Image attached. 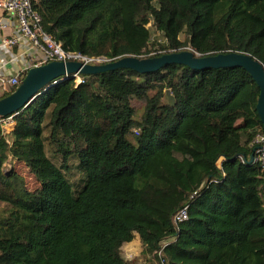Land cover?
Listing matches in <instances>:
<instances>
[{
  "label": "trees",
  "instance_id": "16d2710c",
  "mask_svg": "<svg viewBox=\"0 0 264 264\" xmlns=\"http://www.w3.org/2000/svg\"><path fill=\"white\" fill-rule=\"evenodd\" d=\"M32 7L42 31L81 57L190 48L248 54L264 68V0ZM79 77L20 110L0 139V264H133L120 252L135 236L160 264H264V171L249 164L263 128L247 72L172 64ZM14 164L28 170L32 190Z\"/></svg>",
  "mask_w": 264,
  "mask_h": 264
},
{
  "label": "water",
  "instance_id": "95a60500",
  "mask_svg": "<svg viewBox=\"0 0 264 264\" xmlns=\"http://www.w3.org/2000/svg\"><path fill=\"white\" fill-rule=\"evenodd\" d=\"M178 64L192 70L242 68L251 77L258 88L255 111L259 117L264 134V68L251 55L229 52L215 56H200L191 49L177 53H167L154 58L123 57L114 61L100 60L98 64L79 61L48 62L29 68L13 93L0 99V118L17 114L30 105L38 96L56 86L60 79L75 74L92 76L121 69L133 70L139 74L156 72L165 66ZM58 82V83H57ZM53 83H56L53 85ZM169 103L174 100L169 91L165 92ZM253 156L249 164L253 162Z\"/></svg>",
  "mask_w": 264,
  "mask_h": 264
},
{
  "label": "built area",
  "instance_id": "2783aa9c",
  "mask_svg": "<svg viewBox=\"0 0 264 264\" xmlns=\"http://www.w3.org/2000/svg\"><path fill=\"white\" fill-rule=\"evenodd\" d=\"M32 1L33 0H0V11L9 15L16 21L17 29V36L3 38L2 46L11 49L18 44L20 39L25 40L30 44V47L33 50L39 52L42 55L40 65L46 64L48 62L65 63L69 61H84L88 64H98V62L102 60L81 57L80 55L65 52L59 43H56L51 39L50 36L42 31L41 18L38 13L33 10ZM24 72H20L10 78H3L0 76V91L2 93H6L16 88L20 84ZM74 76L75 77L73 79H76L77 84L83 83V80L78 74H75ZM70 78L71 76H67L60 79L58 82H66L70 80ZM55 84L56 83H53V85ZM15 116L16 114L5 118H0V139L11 131L12 127L14 126ZM250 146L255 147V154L252 163L264 171V134H258L251 142ZM185 219L186 212L184 209L174 217V222L178 223ZM155 254L160 257L161 252L159 251Z\"/></svg>",
  "mask_w": 264,
  "mask_h": 264
},
{
  "label": "crops",
  "instance_id": "0c3cea01",
  "mask_svg": "<svg viewBox=\"0 0 264 264\" xmlns=\"http://www.w3.org/2000/svg\"><path fill=\"white\" fill-rule=\"evenodd\" d=\"M0 26V76L10 78L20 72H26L31 67L39 66L42 55L33 50L25 40L20 39L11 49L2 46L3 38L17 36L16 21L2 11H0ZM0 95H2L1 91Z\"/></svg>",
  "mask_w": 264,
  "mask_h": 264
},
{
  "label": "rangeland",
  "instance_id": "374dc122",
  "mask_svg": "<svg viewBox=\"0 0 264 264\" xmlns=\"http://www.w3.org/2000/svg\"><path fill=\"white\" fill-rule=\"evenodd\" d=\"M148 28L151 33V43H152L155 36H157V34L154 28L150 24ZM182 38L184 39V37L181 36V39ZM186 49H190V48H184L180 51ZM137 108H140V106L137 105ZM13 166L15 170L20 174V176H22V178L25 180L26 187L29 190H32V188H34L35 186V182L32 176L28 173V170L22 164H17V165L14 164ZM9 168H10L9 165H5V169L8 170ZM2 208H4V205L0 203V209ZM120 253L124 261L132 262L133 264H160V262H158V260L155 258L154 254H149L144 252L138 236H135L131 243L125 245Z\"/></svg>",
  "mask_w": 264,
  "mask_h": 264
}]
</instances>
